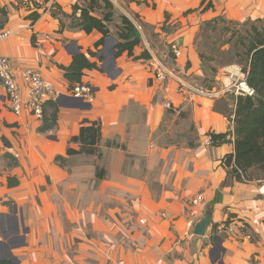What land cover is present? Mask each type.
I'll list each match as a JSON object with an SVG mask.
<instances>
[{"label":"crops","instance_id":"1","mask_svg":"<svg viewBox=\"0 0 264 264\" xmlns=\"http://www.w3.org/2000/svg\"><path fill=\"white\" fill-rule=\"evenodd\" d=\"M45 1L0 0L8 10L5 27L12 31L0 54L15 71L39 70L69 96L59 105L57 127L41 133L42 119L8 109L0 83V159L6 136L19 160L15 168L5 160L0 166V260L149 264L162 258L164 264H209L203 247L214 237L217 242L207 249L210 258H222L218 264L264 262V180L239 182L228 175L222 159L234 154V135L218 146L208 142L211 133L234 129L239 95L227 87L246 78L243 65L218 67L214 96L183 91L186 82L199 85L205 78L196 42L203 23L218 16L264 19V0H111L116 22L125 15L139 29L135 55L150 54L141 59L110 56L115 29L96 48L98 31L62 28L52 15L54 3L71 14L76 3L87 0ZM203 1L213 7L202 10ZM36 10L41 17L27 19ZM174 42L178 57L171 50ZM89 50L100 66L83 77L93 87L91 103L69 95L61 68ZM158 72L165 79H157ZM85 119L101 121V157L67 155L69 146L79 148L71 141ZM57 156L66 157V166L57 164ZM97 167L106 171L100 179ZM9 176L19 185L9 187ZM206 211L213 221L205 236L195 235Z\"/></svg>","mask_w":264,"mask_h":264},{"label":"trees","instance_id":"2","mask_svg":"<svg viewBox=\"0 0 264 264\" xmlns=\"http://www.w3.org/2000/svg\"><path fill=\"white\" fill-rule=\"evenodd\" d=\"M32 3L36 8H42L40 3L35 1H32ZM211 7H213L212 2L206 3L203 1L200 8L206 10ZM52 10V15L59 19L62 28L79 29L87 34L98 31L101 37L95 43L96 48L104 46L107 38L113 34L112 30L115 29L117 38V43L115 44L116 58L124 53L134 59L150 57L148 52L138 56L135 55V49L142 41L141 33L134 22L125 15H121L119 22H116L115 6L111 0H87L82 5L76 3L71 14L63 11L58 3L52 5ZM191 11L193 10L189 12ZM40 17L41 14L36 10L29 14L27 19L35 22ZM65 19L70 21V23H66ZM7 23L8 10L5 7H0V29L4 28ZM201 27V31L210 29L212 32H218L222 37L228 36L222 48L228 46L229 53H232L237 59L227 63L238 62L242 64V70L246 73V82L255 90V95L253 96H238L233 131L211 133V143L218 146L229 142V136L234 135L235 152L222 159V164L227 168L228 175L239 182L264 180V19L237 22L228 20L224 16H218L204 22ZM34 41L33 39V44L35 43ZM198 50L203 61L205 76L199 85L213 89L218 67L210 66L208 61L216 59L215 57L210 59L204 51L199 48ZM219 51L221 52V49ZM95 56L96 53L92 50H89L87 54L78 52L73 56L70 66H61L68 81L69 92L77 84L84 83L83 77L86 70L100 68L98 63L92 60ZM171 108L169 107V109ZM59 110V104L55 100L46 104L42 123L38 128L39 132L46 133L57 127ZM181 116H184V113H181ZM101 140V121L85 119L82 122L79 135L73 137L71 141L78 144L79 148L75 149L69 146L67 155L80 154L101 157ZM2 142L5 149L2 157L10 168L18 167V158L9 151L11 142L6 136H2ZM108 144L112 147L120 146L116 141H109ZM56 162L60 166H66L67 159L64 156H57ZM105 174L104 168L97 167V177L99 179ZM8 185L9 187L18 186L19 179L9 176ZM229 222V220L226 221L227 224ZM213 229H216V227L214 226ZM0 264L17 263L11 258H4L0 260Z\"/></svg>","mask_w":264,"mask_h":264},{"label":"built area","instance_id":"3","mask_svg":"<svg viewBox=\"0 0 264 264\" xmlns=\"http://www.w3.org/2000/svg\"><path fill=\"white\" fill-rule=\"evenodd\" d=\"M11 29L4 27L0 29V44L10 38ZM172 51L176 57L181 55L180 47L177 42L172 43ZM157 79H165L164 73L158 72ZM0 83L4 89L8 109L15 115H21L28 111L31 115L42 119L46 104L52 100H57L62 95L55 84L45 78L39 70L31 68L15 71L9 57L0 54ZM227 88L234 89V93L239 96H253L255 90L251 88L246 78L232 83ZM184 93L190 96H214L213 89L186 82L183 86ZM69 95L91 103L94 99L93 87L88 83L77 84L69 92ZM168 107H171L170 105ZM211 136H208V142L211 143ZM202 199L200 196L197 201ZM149 264H164V259L159 258Z\"/></svg>","mask_w":264,"mask_h":264},{"label":"rangeland","instance_id":"4","mask_svg":"<svg viewBox=\"0 0 264 264\" xmlns=\"http://www.w3.org/2000/svg\"><path fill=\"white\" fill-rule=\"evenodd\" d=\"M65 21L67 23H70V21H68L67 19H65ZM222 25H224V24H222ZM201 29H202V27H201ZM201 29H200L199 34L197 36L196 42H197L198 48L200 50L204 51L206 53V55H208L207 56L208 58L213 59V57H215L216 60L213 59V60L208 61L210 66L213 65V66L219 67V66H221V65H223L229 61H232V60L236 61L237 58L234 55H232V53H229L228 46H226L225 48H222V46L226 42L228 36L222 37L221 35H219L218 32H212L210 29H204L201 31ZM113 46H114V49H113L114 52L109 53L111 57L115 56V53H116L115 45L113 44ZM218 49L219 50L221 49V52ZM228 86H230V85H228ZM2 162H4V158L2 157V154H1L0 166L2 165ZM254 181H257V180H254ZM205 241L206 242H205L203 248H206V250L204 251L203 255L205 257H207V262L209 264L210 263L218 264L219 261L222 262V258H221V260L215 259V258H213V259L210 258L209 257L210 252L207 249V246L209 245V243L210 244L212 243V245L214 247L215 243L217 242V239H214V237H210V238H207ZM219 244H220V241L217 245H219ZM192 250L196 251L193 247H192ZM189 264H194V263L189 262ZM254 264H256V261H254ZM258 264H264V262H258Z\"/></svg>","mask_w":264,"mask_h":264},{"label":"water","instance_id":"5","mask_svg":"<svg viewBox=\"0 0 264 264\" xmlns=\"http://www.w3.org/2000/svg\"><path fill=\"white\" fill-rule=\"evenodd\" d=\"M69 96L67 95H62L60 96V98H58L56 100V102L61 105L62 104V99L67 98ZM82 100V99H81ZM213 218H212V213L211 211H206L204 214V217L200 220V222L195 226L194 229V234L198 235V236H205L207 233V230L210 226V224L212 223ZM217 246V245H216ZM217 249H215L214 251H216ZM8 258H11L12 260H14L16 263V259L13 256H9ZM215 261V260H214Z\"/></svg>","mask_w":264,"mask_h":264},{"label":"flooded vegetation","instance_id":"6","mask_svg":"<svg viewBox=\"0 0 264 264\" xmlns=\"http://www.w3.org/2000/svg\"><path fill=\"white\" fill-rule=\"evenodd\" d=\"M217 250H219V249H217ZM217 250L215 251L217 254L219 253V251L217 252Z\"/></svg>","mask_w":264,"mask_h":264}]
</instances>
